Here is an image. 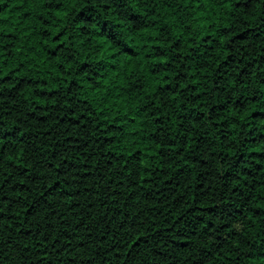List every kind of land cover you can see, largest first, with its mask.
<instances>
[{
    "label": "trees",
    "instance_id": "1",
    "mask_svg": "<svg viewBox=\"0 0 264 264\" xmlns=\"http://www.w3.org/2000/svg\"><path fill=\"white\" fill-rule=\"evenodd\" d=\"M0 264H264V0H0Z\"/></svg>",
    "mask_w": 264,
    "mask_h": 264
}]
</instances>
